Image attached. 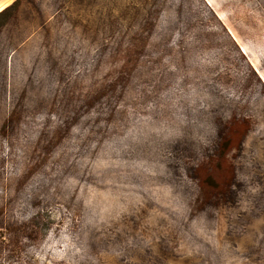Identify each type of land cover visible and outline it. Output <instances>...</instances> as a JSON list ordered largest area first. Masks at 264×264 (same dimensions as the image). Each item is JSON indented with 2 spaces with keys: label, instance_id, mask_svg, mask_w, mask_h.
Instances as JSON below:
<instances>
[{
  "label": "rangeland",
  "instance_id": "1",
  "mask_svg": "<svg viewBox=\"0 0 264 264\" xmlns=\"http://www.w3.org/2000/svg\"><path fill=\"white\" fill-rule=\"evenodd\" d=\"M0 130V264H264V0H7Z\"/></svg>",
  "mask_w": 264,
  "mask_h": 264
},
{
  "label": "crops",
  "instance_id": "2",
  "mask_svg": "<svg viewBox=\"0 0 264 264\" xmlns=\"http://www.w3.org/2000/svg\"><path fill=\"white\" fill-rule=\"evenodd\" d=\"M7 0H0V9L2 10V7L6 4Z\"/></svg>",
  "mask_w": 264,
  "mask_h": 264
},
{
  "label": "trees",
  "instance_id": "3",
  "mask_svg": "<svg viewBox=\"0 0 264 264\" xmlns=\"http://www.w3.org/2000/svg\"><path fill=\"white\" fill-rule=\"evenodd\" d=\"M2 130H3V132H5L7 129L2 127ZM2 130H0V132H2Z\"/></svg>",
  "mask_w": 264,
  "mask_h": 264
}]
</instances>
